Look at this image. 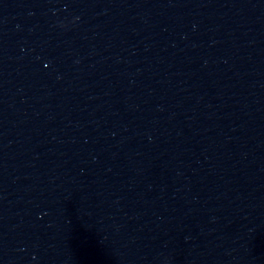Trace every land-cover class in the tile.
I'll list each match as a JSON object with an SVG mask.
<instances>
[{
	"label": "water",
	"instance_id": "95a60500",
	"mask_svg": "<svg viewBox=\"0 0 264 264\" xmlns=\"http://www.w3.org/2000/svg\"><path fill=\"white\" fill-rule=\"evenodd\" d=\"M0 264H264V0H0Z\"/></svg>",
	"mask_w": 264,
	"mask_h": 264
}]
</instances>
